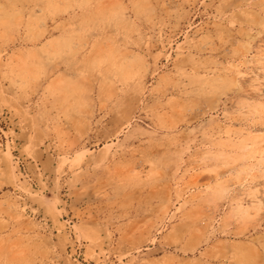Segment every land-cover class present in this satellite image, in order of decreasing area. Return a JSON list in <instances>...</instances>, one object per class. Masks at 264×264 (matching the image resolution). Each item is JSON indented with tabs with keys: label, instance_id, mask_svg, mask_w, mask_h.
I'll list each match as a JSON object with an SVG mask.
<instances>
[{
	"label": "rangeland",
	"instance_id": "rangeland-1",
	"mask_svg": "<svg viewBox=\"0 0 264 264\" xmlns=\"http://www.w3.org/2000/svg\"><path fill=\"white\" fill-rule=\"evenodd\" d=\"M0 264H264V0H0Z\"/></svg>",
	"mask_w": 264,
	"mask_h": 264
}]
</instances>
